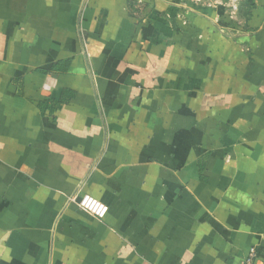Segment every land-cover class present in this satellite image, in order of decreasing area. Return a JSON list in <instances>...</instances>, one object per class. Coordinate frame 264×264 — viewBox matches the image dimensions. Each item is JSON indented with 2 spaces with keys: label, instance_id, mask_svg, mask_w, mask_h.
Here are the masks:
<instances>
[{
  "label": "crops",
  "instance_id": "obj_1",
  "mask_svg": "<svg viewBox=\"0 0 264 264\" xmlns=\"http://www.w3.org/2000/svg\"><path fill=\"white\" fill-rule=\"evenodd\" d=\"M199 1L0 0V264H264V0Z\"/></svg>",
  "mask_w": 264,
  "mask_h": 264
},
{
  "label": "built area",
  "instance_id": "obj_2",
  "mask_svg": "<svg viewBox=\"0 0 264 264\" xmlns=\"http://www.w3.org/2000/svg\"><path fill=\"white\" fill-rule=\"evenodd\" d=\"M194 3H199V0H190ZM238 0H227V7L231 10V13L236 10ZM70 202L75 204L81 211L88 214L90 217L97 220H101L107 213V207L100 203L98 200L92 198L89 195H74L70 198ZM256 257L255 249H251L248 256L242 260L239 264H254Z\"/></svg>",
  "mask_w": 264,
  "mask_h": 264
}]
</instances>
